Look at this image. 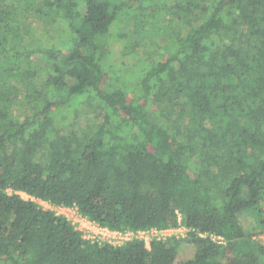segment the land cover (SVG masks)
<instances>
[{"label": "trees", "instance_id": "obj_1", "mask_svg": "<svg viewBox=\"0 0 264 264\" xmlns=\"http://www.w3.org/2000/svg\"><path fill=\"white\" fill-rule=\"evenodd\" d=\"M263 203L264 0H0V264H264Z\"/></svg>", "mask_w": 264, "mask_h": 264}, {"label": "built area", "instance_id": "obj_2", "mask_svg": "<svg viewBox=\"0 0 264 264\" xmlns=\"http://www.w3.org/2000/svg\"><path fill=\"white\" fill-rule=\"evenodd\" d=\"M264 211V203L262 204ZM64 211H72L73 219H69L75 225L76 229L82 233L83 239L90 242L99 244L107 243L112 246H122L123 244L135 239L144 240L147 249H150V243L154 239L166 241L173 237H185L188 230L180 225L177 228H171L163 231L152 229L147 232L134 233L130 230L112 231L108 228L100 227L99 225L91 222L87 218L83 217L77 210V208H64ZM181 220V219H180ZM181 233V234H180ZM180 234V235H179ZM264 242V233L254 238ZM213 240L223 243L222 238L213 237Z\"/></svg>", "mask_w": 264, "mask_h": 264}, {"label": "rangeland", "instance_id": "obj_3", "mask_svg": "<svg viewBox=\"0 0 264 264\" xmlns=\"http://www.w3.org/2000/svg\"><path fill=\"white\" fill-rule=\"evenodd\" d=\"M205 4L207 5V3H204V5ZM124 22H129V21H124ZM129 25H132L131 22H129ZM35 26L37 28L43 27L42 23H40V22H36ZM124 31L125 30L123 28H120V33L123 34ZM111 51H112V53H111V56L109 59V64L106 65V68L110 72H113V73L115 71H117V73H115V75L119 76L121 78V80H120L121 84L123 83V84L128 85L129 89H131V90L134 89L135 88V81H134L135 79H134L133 75H131V73H132V71H134L136 69V65H138L137 60L135 58H128V57L124 56L122 49L120 47V43L117 41H115L113 43ZM145 57H146V54H143V53L140 54L141 60H144ZM35 61L42 62L40 58H36ZM15 112L17 115H23L24 114V111L20 107H18ZM21 196L26 200L30 199L25 194H21ZM38 203L44 209H53L57 215H63V216H66L68 219H73V212L72 211H67V210L64 211L63 209H60V208H51L50 205H48L47 203H43V202H38ZM193 255H194V249L187 247L184 249L183 253H181L180 259L189 260L193 257Z\"/></svg>", "mask_w": 264, "mask_h": 264}]
</instances>
